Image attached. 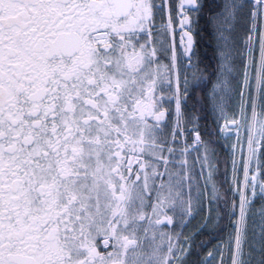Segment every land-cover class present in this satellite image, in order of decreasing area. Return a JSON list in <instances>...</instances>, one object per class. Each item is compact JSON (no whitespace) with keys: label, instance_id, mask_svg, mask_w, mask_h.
<instances>
[{"label":"snow or ice","instance_id":"1","mask_svg":"<svg viewBox=\"0 0 264 264\" xmlns=\"http://www.w3.org/2000/svg\"><path fill=\"white\" fill-rule=\"evenodd\" d=\"M0 264H264V0H0Z\"/></svg>","mask_w":264,"mask_h":264}]
</instances>
